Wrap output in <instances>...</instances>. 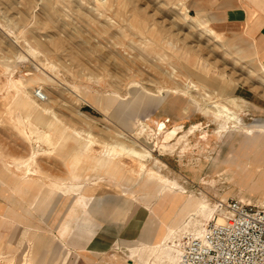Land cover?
<instances>
[{
    "label": "rangeland",
    "instance_id": "374dc122",
    "mask_svg": "<svg viewBox=\"0 0 264 264\" xmlns=\"http://www.w3.org/2000/svg\"><path fill=\"white\" fill-rule=\"evenodd\" d=\"M187 16L209 21L217 38ZM259 61L252 44L241 33L209 20L198 9V0H0V204L8 212L5 217L3 211L0 220V264H22L24 255L37 261L43 258L42 264H141L138 256L130 257V249L139 247L142 238L151 240L148 234H141L138 243L117 244L101 255L92 256L78 245L92 223L99 227L115 214L147 209L143 181H135L147 171L214 210L230 200L264 208V181L241 185L218 168L233 144L243 149L244 158L260 163L258 177L264 172V140L249 145L242 135L221 131L223 121L206 111L211 104L202 99L204 92L187 87L203 84L206 93L215 97L211 102H223L241 127L262 126L264 78ZM37 91L44 101L35 97ZM248 91L251 96L247 94L245 101L236 100L238 93ZM14 99L33 102L32 108L18 115L25 124L32 121L53 135L57 145L52 152L44 154L46 145L26 139L12 125L8 109ZM36 105L49 110L43 117L51 127L35 121ZM88 141L93 142L90 156L77 155L80 144ZM31 145L39 151L33 160ZM106 145L126 149L117 157L122 169H110L114 161L105 160ZM97 160L102 161L98 169ZM11 161L22 166L27 162L35 171L27 206L16 198L9 202L8 193H1L4 185L15 181L3 169V163ZM71 163L85 173L84 182L90 186L82 180L70 184ZM81 196L86 205L100 202L92 203L90 222L80 218L82 208L76 202ZM188 205L169 206L168 212L181 213ZM12 208L19 210L13 214ZM164 213L155 216L153 245L163 228ZM64 224H69L68 233L78 234L61 238ZM192 227L188 232L181 228L179 234L191 233ZM60 242L62 250L57 248ZM152 261L149 258L146 264Z\"/></svg>",
    "mask_w": 264,
    "mask_h": 264
},
{
    "label": "bare ground",
    "instance_id": "6f19581e",
    "mask_svg": "<svg viewBox=\"0 0 264 264\" xmlns=\"http://www.w3.org/2000/svg\"><path fill=\"white\" fill-rule=\"evenodd\" d=\"M187 17L191 21H195V23L197 24V26L199 28L203 29L204 31H206L209 36H213V37L217 38V35L213 31L210 30V28L208 26V23L206 21H203V20H200V19H193L191 16H187ZM60 44L58 43V45H60ZM60 46L63 47L62 45H60ZM63 50L61 52H63ZM49 51L50 50L48 49V52ZM70 61H72V59ZM73 62L71 63V65L73 64ZM74 66L76 67L78 65L75 64ZM81 67L83 68L82 65L80 66V69H82ZM259 69H260V72L262 73V77L264 78V65H262L261 63H259ZM161 75H162V73H161ZM162 76H164V75H162ZM170 76H172V74ZM262 83H264V82H262ZM12 84H13L14 89L18 90L17 85H15V83H12ZM22 85H23L22 82L19 83V86H22ZM131 85H133V84H131ZM143 87L145 88L144 85H143ZM187 87H191V89H193V91L200 92V90H201V92L202 91L204 92L203 93L204 96H203L202 99L203 100L209 99L207 101H210V104H211V105H206L207 102L205 103L206 106H209V108L206 111L209 112V114L211 113L216 119L223 121V125L219 128L221 131L226 132L228 130L230 132H235V131H238V130H242L246 135H251L253 133L251 130H248V129L244 128V127H241L242 124H241L240 120L236 117L235 113L233 111L229 110V108L227 106L221 104L223 102L219 103V100H218V102L217 101L211 102L212 99H214L215 97L211 96L209 93H206L207 91L204 90L205 87L203 85H200V84H198V85L197 84L196 85L195 84H191V86L189 85ZM155 90H157V89H155ZM177 90H178V88H177ZM160 91H161V89H160ZM179 91H180V89H179ZM151 92H148V93H151ZM182 92H184V91H182ZM169 93L176 94V91H170ZM188 95H190V94H188ZM42 97H43L44 100L46 99L45 96H43V94H42ZM215 100H217V99H215ZM193 101H194V97H193ZM32 104H33V102H31L30 100L28 101L27 99L26 100H22V99L15 100L14 99L13 104L10 105V107L8 109V114L11 116L10 121H11V123L13 122L12 125H14L16 127V130L18 129V131L20 132V134L22 136H24L26 139L31 140V138H35L37 141L41 142L43 145H46L47 150H42V152L44 154H46V153L49 154V152H52L51 150L55 147V145H57V142H54L53 141V135L50 132H46V130H42V129L40 130V128H38L36 126V124L34 122H32V121L26 120V124H25L23 118H21L18 115V112L21 113L22 110H24V109L32 108V106H33ZM200 105H201V102H200ZM32 111L36 115L35 116V121L44 122V124L42 126L45 127V128L46 127H51V124L48 122L49 120L43 117L44 114H48V111L49 110L47 111V109L41 108V107H39V106L36 105V107L33 108ZM201 114H203V113H201ZM0 118L2 119V117H0ZM195 129H197V128H195ZM147 130H149V128ZM144 132L146 133V131H144ZM117 137H119V135ZM120 137L122 138V136H120ZM162 139H164V138H162ZM124 140L125 139H123V141ZM28 142H30V141H28ZM92 143H93L92 141H88L87 143L80 144V146L77 149L78 150V153L76 152L77 155L81 152L82 154H85V155L90 156V151L92 149L89 150V147H90V145H92ZM121 143H124V142H121ZM142 147H144V146H142ZM117 148H119V151L116 150ZM103 149L105 150V152L102 151ZM103 149H101V151L103 152V155H104L105 160L106 161L107 160L114 161V163L112 162L113 164L110 162L111 165H112L110 169H112V170H120L122 164H120V161H119V159H117V157H119L121 155V153L125 152L126 149H124L123 146L121 147L119 145L118 146L111 147V148H108L107 145H106V146H103ZM164 151L165 150H163V152ZM128 152L134 153L135 151L132 152L130 150L129 151L127 150V153ZM38 153H39V151L34 152L33 146L31 145V160H33ZM81 153H80V155H81ZM135 155H138V154H135ZM142 155H144V154H142ZM145 155L147 156L148 154H145ZM137 157H140V156H137ZM10 160H11V158H10ZM95 162H96L97 169H98L101 166L102 161L101 160H97ZM26 163L22 166V165L14 164V163H12V161L11 162H4L3 163V169H4L5 172L11 174L15 179H17L18 185H23L24 181L26 179H32L33 174L35 173V171L33 170V168H31V166L29 164H26ZM36 163H37V161H36ZM105 164H109V163H106L105 162ZM68 167H69L68 180H69V182H70L71 185H76V183L79 184V182L81 180L83 182L86 181V179H85V177H86L85 176V173L83 172L84 173L83 174L82 172H79L76 165H74V164L71 163ZM105 167H107V166H105ZM140 167L142 168L143 166L141 165ZM131 174L129 176H131ZM38 175H39V173H38ZM140 179L143 181V185H142L143 186V191H144L143 194H144V196L146 198L145 199L146 202H148V205H146L147 206V209H148V212L150 214L152 212L153 213H156L155 207H157V208L160 207V210L162 211V213L166 212V214L164 213V215H166L167 218L166 217L164 218L165 219V222H163V228H161L160 231H159V234H158L157 239H156V243L154 245H153V243L152 244L141 243V245L139 247H136L133 251H130V253H131L130 254V257H133L134 253L137 254V256L139 257L138 258L139 259V262L141 264H146L147 263V260L149 258H152V260H153L152 261V264H184V263L181 262V258H180V256H181L180 245H181L182 238L184 239L186 237V235L187 236H189V235H196L198 237L201 236V235H203L204 226L206 224H202L201 221L206 220L207 222H209L210 219H212V217H213L214 209H211L212 207L210 208L209 204L206 201H204V200H195L192 197H186V196H184L183 190H181L180 187L177 186V184L171 183L167 179L165 180V179H162L161 177L154 178V174L150 173L149 171H147V173H140L138 175V178L135 181L137 182ZM48 181L50 182V180H48ZM85 185H89L90 186V183L89 182L88 183L84 182V186ZM113 185L116 188H120V185L117 182H113ZM219 187H220V185H219ZM199 198H201V197H199ZM150 201H153L154 206L152 205L153 203L150 202ZM184 202H186L187 204L189 203V205H188V207L185 206V210L183 212H181V213H174V212H171V209L168 212V207L169 206H176V208H179V207H181L183 205ZM163 204H166V206H165L164 209L160 206V205H163ZM84 218H86V220L88 221L89 218H90L89 213H84L83 220H85ZM219 221H220V218H219ZM191 224L194 225L193 227H195V228H193ZM191 227L193 228V230L191 231V233L189 232L188 234H179V231H180L181 228H185L186 229L185 232H188L187 230H189ZM29 246H30V243H29ZM48 252L49 251H47V253ZM1 255H2V253H0V257H1ZM42 259L43 258H41V260H38L37 261V259H34L33 260V259H30V257H28L27 255H24L22 264H42L43 263V260ZM19 263H21V262H19Z\"/></svg>",
    "mask_w": 264,
    "mask_h": 264
},
{
    "label": "crops",
    "instance_id": "0c3cea01",
    "mask_svg": "<svg viewBox=\"0 0 264 264\" xmlns=\"http://www.w3.org/2000/svg\"><path fill=\"white\" fill-rule=\"evenodd\" d=\"M198 9H200L202 12H205L209 17V20L217 21L218 23L229 27L234 31L241 33L245 39L252 44L256 55L260 57L259 63L264 65V0H198ZM200 20H203V18H200ZM206 22L208 23L209 21ZM210 30L213 31L211 28ZM248 92L238 93L235 97L236 100L245 101L248 96L247 94H250L251 96L250 91ZM244 128L251 130L253 133L251 135H246L242 130L235 132L237 133L236 135H242L241 140L248 139L249 145L260 140H264V125H259L252 128ZM242 150L243 149L240 148H233L232 144L229 154L225 157V159L220 160L218 163V168L227 170V173L232 177V179L238 181L241 185H246L249 182L255 181L256 179L259 181V185L262 184L264 181V172L259 174L258 177L256 176L257 172L260 171V163L257 161L254 162L250 158H244L243 155L240 154ZM14 180L15 181L11 185H4L5 188L1 193H8L6 196L9 202L12 201L13 198H16V202L20 201L19 203L24 202L26 206L29 205L27 199L29 197L28 193L30 191L31 181L33 179H26L23 185H18L17 179L14 178ZM76 203L78 207L82 208V214L80 216L82 219L84 213H89L90 216L94 217V211L91 207L92 203L99 204L100 202L92 201L90 202V205H86V203L83 202V197L81 196ZM1 205L2 204H0V220H2L4 217L3 211L6 212L5 217L8 213L6 211V205H3V207ZM31 205L33 204L31 203L30 206ZM160 206L164 209L166 204ZM97 209L99 210V207H97ZM115 209L116 208H113V211L111 212H114ZM155 209L156 213L152 214H149L145 207H138L131 213L128 212V214L125 213L122 215V213H118L112 217V220L101 224L99 227L97 224H93L91 222L92 226H90L87 231H84L80 237V245L78 246L82 248L84 247V251L86 253L94 256L106 253L110 250V248L117 244L138 243L141 239V234L142 236L148 234V237L151 238V240H149V238L147 240L142 238L141 242L151 244L152 238L155 236L158 228H156L157 224L155 221V216L161 212L160 207H155ZM17 210H19V208H12L11 212L15 214ZM88 222L90 221L88 220ZM73 225L74 224H72L71 227H73ZM68 227L69 224L62 225L60 229L61 238H64L66 235L70 234L72 236L74 234H78V232L75 230H71V232L68 233L66 231ZM2 247L3 244L0 241V253L3 252ZM57 248L62 250V248H64V244L59 243ZM132 250L133 249H130V251ZM136 256L137 254L134 253L133 257ZM128 261L134 263L132 260Z\"/></svg>",
    "mask_w": 264,
    "mask_h": 264
},
{
    "label": "built area",
    "instance_id": "2783aa9c",
    "mask_svg": "<svg viewBox=\"0 0 264 264\" xmlns=\"http://www.w3.org/2000/svg\"><path fill=\"white\" fill-rule=\"evenodd\" d=\"M35 97L44 100L40 91ZM180 249L184 264H264V208L218 203L203 235H186Z\"/></svg>",
    "mask_w": 264,
    "mask_h": 264
}]
</instances>
